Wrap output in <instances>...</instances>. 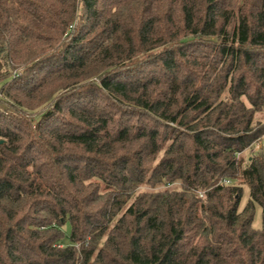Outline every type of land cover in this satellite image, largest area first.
I'll return each mask as SVG.
<instances>
[{"label":"trees","instance_id":"16d2710c","mask_svg":"<svg viewBox=\"0 0 264 264\" xmlns=\"http://www.w3.org/2000/svg\"><path fill=\"white\" fill-rule=\"evenodd\" d=\"M263 138L264 0H0V264H264Z\"/></svg>","mask_w":264,"mask_h":264},{"label":"rangeland","instance_id":"374dc122","mask_svg":"<svg viewBox=\"0 0 264 264\" xmlns=\"http://www.w3.org/2000/svg\"><path fill=\"white\" fill-rule=\"evenodd\" d=\"M167 146H168V144L165 145V148ZM261 149L264 151V138H263L262 142L260 143L259 149L254 150V148H253V149H251V151H247L243 155V157L241 158L240 161H243L244 158H249V155L254 154L255 152H258ZM252 150H253V152H252ZM163 155H164V152L160 155L159 160H161ZM232 183H234V182H232ZM178 188H179V184H176V185H173V186H168V187L161 186V187H158L157 189H152L151 187H148L147 184H144L137 190L136 194H140V193L147 192V191H152V190L161 191V190H165V189H178ZM243 189H244V194H243V198H242V202H241V206H240L241 210L244 209V207L247 205V203H248V201L250 199V189H249V187L247 185H243ZM253 227L256 230H261L262 227H263L262 209L259 206H257V209H256V216H255Z\"/></svg>","mask_w":264,"mask_h":264},{"label":"built area","instance_id":"2783aa9c","mask_svg":"<svg viewBox=\"0 0 264 264\" xmlns=\"http://www.w3.org/2000/svg\"><path fill=\"white\" fill-rule=\"evenodd\" d=\"M259 147H260V144L257 143V144L255 145V147H254V150L259 149ZM252 152H253V150H252ZM237 156H238V158H239V157L241 156V153H238ZM224 183H225V184H230L231 182L228 181V180H226V181H224Z\"/></svg>","mask_w":264,"mask_h":264}]
</instances>
